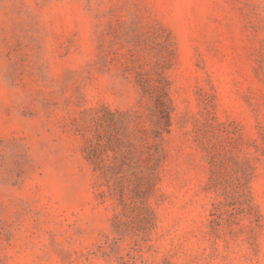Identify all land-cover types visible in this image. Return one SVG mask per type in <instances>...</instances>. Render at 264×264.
Listing matches in <instances>:
<instances>
[{"label":"rangeland","instance_id":"1","mask_svg":"<svg viewBox=\"0 0 264 264\" xmlns=\"http://www.w3.org/2000/svg\"><path fill=\"white\" fill-rule=\"evenodd\" d=\"M0 264H264V0H0Z\"/></svg>","mask_w":264,"mask_h":264},{"label":"trees","instance_id":"2","mask_svg":"<svg viewBox=\"0 0 264 264\" xmlns=\"http://www.w3.org/2000/svg\"><path fill=\"white\" fill-rule=\"evenodd\" d=\"M154 89V93H148L147 91H145V94H150V97L154 100L155 105L159 111V113L166 118V122L167 124H169V114H170V108L167 104V90H166V86H160V85H154L153 86Z\"/></svg>","mask_w":264,"mask_h":264}]
</instances>
